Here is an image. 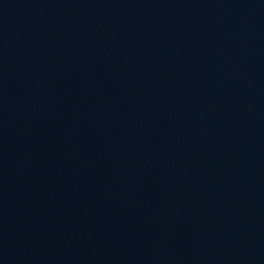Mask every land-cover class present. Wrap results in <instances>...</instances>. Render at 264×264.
<instances>
[{
    "label": "water",
    "instance_id": "1",
    "mask_svg": "<svg viewBox=\"0 0 264 264\" xmlns=\"http://www.w3.org/2000/svg\"><path fill=\"white\" fill-rule=\"evenodd\" d=\"M183 264H264V0H137Z\"/></svg>",
    "mask_w": 264,
    "mask_h": 264
}]
</instances>
